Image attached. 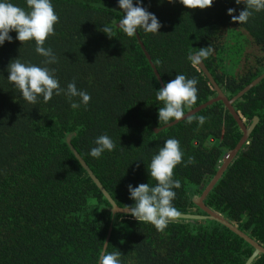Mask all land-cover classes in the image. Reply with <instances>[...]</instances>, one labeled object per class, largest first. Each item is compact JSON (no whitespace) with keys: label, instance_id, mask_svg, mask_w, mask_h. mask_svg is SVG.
Returning <instances> with one entry per match:
<instances>
[{"label":"trees","instance_id":"16d2710c","mask_svg":"<svg viewBox=\"0 0 264 264\" xmlns=\"http://www.w3.org/2000/svg\"><path fill=\"white\" fill-rule=\"evenodd\" d=\"M12 2L26 8L25 0ZM52 3L59 20L44 46L59 62L50 67L62 87L75 80L91 100L76 110L64 95L26 103L8 83L7 65L18 57L39 64L43 57L34 41L14 39L0 47V264H98L109 234L107 251L119 252L121 264H246L254 248L215 220L178 219L157 231L129 214H114L70 148L127 208L134 204L128 185H154L147 164L166 139L176 138L183 159L194 162L173 170L181 182L173 204L179 213L205 214L193 199L243 136L224 103L172 127L160 125L163 105L155 94L161 83L137 36L118 28L123 13L117 0ZM144 6L162 24L158 34H138L164 84L178 73L198 80L197 102L186 112L217 96L203 70L187 59L190 50L212 47L203 62L229 99L264 74V11L239 24L227 14L228 8L236 9L234 15L244 8L235 0H214L205 9L168 0H144ZM103 24L113 29L112 37ZM234 106L247 126L256 116L259 122L205 203L264 246V78ZM199 115L208 118L202 127L195 121ZM102 134L116 147L96 159L88 153ZM252 264H264V254Z\"/></svg>","mask_w":264,"mask_h":264},{"label":"clouds","instance_id":"9594fccd","mask_svg":"<svg viewBox=\"0 0 264 264\" xmlns=\"http://www.w3.org/2000/svg\"><path fill=\"white\" fill-rule=\"evenodd\" d=\"M163 3L164 0H159ZM169 3H179L188 8L205 9L211 7L214 0H168ZM237 5L244 8L234 15L235 8H228L227 14L234 22L245 24L254 13L264 11V0H235ZM26 8L18 6L12 0H0V47L5 42L19 40L21 42L34 41V51L43 57L39 64L23 61L19 57L12 59L7 65V81L20 97L28 104L38 105L48 103L54 96L64 95L73 110L81 106L87 107L91 95L83 89H78L75 80L62 87L56 76V69L50 67L57 64L59 58L49 46L45 47L46 39L54 34V25L58 22V14L54 10L52 0H25ZM117 5L123 17L118 22L120 31L129 38H134L139 31L145 34H158L162 27L157 16L144 6V0H117ZM16 33L15 38L10 34ZM102 31L112 37L113 29L103 24ZM213 53L211 46L190 50L187 59L192 66H196L210 57ZM159 64V61H156ZM198 80L188 78L178 73L174 79L166 82L156 91V101L163 106L158 108V121L167 125L169 122L180 121L186 110L197 102ZM78 98V99H74ZM208 118L204 115L195 117L199 127ZM189 123L192 122L190 119ZM95 146L89 155L99 159L105 152H111L116 145L107 134L99 135L94 140ZM78 157V155H77ZM184 152L179 140L168 138L162 147L147 164V170L156 183H140L138 186L128 185L129 198L133 205L127 206V213L139 222L150 223L157 231H163L167 225L180 215L173 201L176 197L175 189L181 187L179 179L173 178V170L183 163L187 167L194 162L192 157L183 159ZM119 252L105 250L98 255V264H121Z\"/></svg>","mask_w":264,"mask_h":264},{"label":"water","instance_id":"95a60500","mask_svg":"<svg viewBox=\"0 0 264 264\" xmlns=\"http://www.w3.org/2000/svg\"><path fill=\"white\" fill-rule=\"evenodd\" d=\"M136 36H137V38L139 40V43H140V45H141V47H142V49H143L146 57L148 58L150 64L152 65V67L154 69V72H155L157 78L159 79V82L161 83V86H163L164 85V82H163V80H162V78H161V76L159 74V71L157 70V67H156L155 63L153 62L152 56L150 55L149 51L146 49V47H145L143 41L141 40L139 34H137ZM198 66L207 75V77L211 81L212 85L217 90V96L215 98H211L206 103L201 104V105L195 107L194 109H191V110L187 111L186 114H185V116L180 121H174V122L170 123L167 127H172V126H174V125H176V124H178V123H180L182 121H185L188 118L196 115L200 111L204 110L206 107L212 105L213 103L222 101L224 103V105L226 106V108L229 110L230 114L235 119V121L240 126L241 130L243 131V136L240 139V141L238 142V144L233 149L229 150L223 156L222 165L220 166V168L217 171V173L215 174V176L211 179V181L209 182V184L205 187V189L203 190V192L201 193V195H197L193 199V201L195 202V204L197 206H199L200 208H202V210L205 212V214H192V213L185 214V213H180V215L178 217H176L174 220H178V219H188V220H205V219H209V220H215V221L223 224L224 226H226L227 228H229L230 230H232V232H234L239 237H241L242 239H244L247 243H249L254 248V252H253L252 256L249 258V260L246 263V264H252V262L254 261V259L259 254H264V246H262L258 241H256L250 235H248L247 233H245L237 225L233 224L232 221L230 222L222 214L214 211L211 207H209L205 203V199L208 196V194L213 190L214 186L222 178V176L224 175L225 171L227 170V168L229 167V165L232 163V161L235 159V157L238 155V153L240 152V150L244 147L245 144L248 143V140L250 138V135L252 134L253 130L255 129L256 125L259 122V117L256 116V117H254L252 124L250 126H247L246 123L244 122V120L239 115V113L236 110V108H235L234 105H235L236 101L239 98H241L246 92H248L251 88H253L254 86H256L259 82H261L263 80L264 74L262 76L258 77L256 80H254L251 84H249L244 90H242L241 92H239L233 98L229 99L225 95V93L223 92L224 90H222L219 87V85L217 84V82L215 81L214 77L212 76V74L207 69V67L204 64V62L198 64ZM164 129H165V127L162 128V129H158L157 128L155 131L156 132H159L160 130H164ZM70 148L72 149V151L74 152V154L76 155V157L78 155L77 158L79 159V161L81 162V164L83 165V167L86 169V171L91 176L92 180L97 184V186L100 188V190L106 196V198L108 199V201L111 204V210L114 212V214H116V213L128 214L126 208L120 207L115 202V200L113 199V197L111 196V194L104 187V185L101 183V181L98 179V177L94 174V172L92 171V169L85 162V160L81 157V155L76 151V149L74 148V146L70 145ZM109 237H110V234L107 237V241H106L105 246L108 245Z\"/></svg>","mask_w":264,"mask_h":264},{"label":"flooded vegetation","instance_id":"af4514ba","mask_svg":"<svg viewBox=\"0 0 264 264\" xmlns=\"http://www.w3.org/2000/svg\"><path fill=\"white\" fill-rule=\"evenodd\" d=\"M215 143V139H212L209 143V146H211V144H214ZM198 143H196L195 145H197Z\"/></svg>","mask_w":264,"mask_h":264},{"label":"rangeland","instance_id":"374dc122","mask_svg":"<svg viewBox=\"0 0 264 264\" xmlns=\"http://www.w3.org/2000/svg\"><path fill=\"white\" fill-rule=\"evenodd\" d=\"M211 141V140H210Z\"/></svg>","mask_w":264,"mask_h":264}]
</instances>
